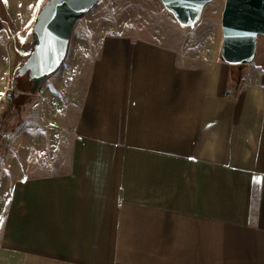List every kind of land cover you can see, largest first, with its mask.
Segmentation results:
<instances>
[{
    "label": "crops",
    "instance_id": "crops-1",
    "mask_svg": "<svg viewBox=\"0 0 264 264\" xmlns=\"http://www.w3.org/2000/svg\"><path fill=\"white\" fill-rule=\"evenodd\" d=\"M46 1L0 0V96ZM224 3L211 39L176 47L90 13L169 19L160 0H103L75 22L45 100L13 119L0 264H264V36L249 64L224 63ZM60 71L62 99L42 90Z\"/></svg>",
    "mask_w": 264,
    "mask_h": 264
},
{
    "label": "water",
    "instance_id": "water-1",
    "mask_svg": "<svg viewBox=\"0 0 264 264\" xmlns=\"http://www.w3.org/2000/svg\"><path fill=\"white\" fill-rule=\"evenodd\" d=\"M101 1L47 0L41 7L33 25L32 50L17 69L18 75H27L32 93L62 65L75 22ZM160 1L181 26L191 27L211 0ZM221 31V60L228 65L249 64L255 56L257 37L264 36V0H225Z\"/></svg>",
    "mask_w": 264,
    "mask_h": 264
},
{
    "label": "rangeland",
    "instance_id": "rangeland-1",
    "mask_svg": "<svg viewBox=\"0 0 264 264\" xmlns=\"http://www.w3.org/2000/svg\"><path fill=\"white\" fill-rule=\"evenodd\" d=\"M222 1L223 0H211L209 3L205 5L201 19L195 27V30H197V32L195 33H190L189 31H187L186 29H188L189 27L181 26L177 21L174 20V18L167 11L164 12H166V14L170 17L169 19L167 18L164 20L163 18L159 19L158 17H156L155 20H149V21L147 20L139 21L138 18H135V20H133V17L131 18L130 16H127L125 12L119 11L118 9L120 7H116L114 10L110 9L109 11H106L108 9L109 4L104 5L102 8L99 9H92L90 13L92 12L91 14H93L95 11L100 12L102 14L110 13L113 21L118 22L120 20H124L125 22H128L129 26L131 25V28L128 30V34L131 37L148 38V39L153 38L155 40H158L167 47H176L178 42L185 41L186 43H188L190 40L198 41L199 39H202V37H200V34L203 35L206 34L207 36L210 35V39H211V35L214 34L216 24L219 21V9L222 5ZM85 19H87V17H85ZM76 32L74 33L73 37L77 36ZM85 34L90 35V32ZM98 34L100 35V31H98ZM71 44H72L71 45L72 51H74V46H75L74 40ZM28 55L29 53L27 54L26 52H20L17 51L16 49L13 51V54L11 53L10 68L5 78L6 94L3 99V103L0 105V140H1L0 161L4 160V157L2 156L13 145L12 144V140L14 136L13 119L18 116H21L22 113L21 107L25 105L26 107H28L27 103L30 102V97L32 98L31 101H33L34 103H39L40 99L43 97L44 98L41 100H45L46 98V95L44 93L43 94L42 92L38 93L39 90L36 91L34 94L35 95L42 94V96H40L39 98L38 97L33 98L31 96L32 94L30 90L31 82H29L27 75H23V76L17 75L16 72L17 69L21 66L22 62L27 58ZM70 58L71 57H69L68 60L66 61L67 67H69L71 64ZM62 77L63 74L62 71H60L55 78L53 77H51L52 79L50 78L52 81L49 79L50 83H47L42 90H45V88L49 84L54 85V87L56 88L55 90L58 91L57 95L59 96L60 99H62L61 98L63 96L62 87H61ZM45 117H47V113H44V118ZM17 139L18 138L15 137V141H16L15 145H17V143L18 144L20 143V140ZM9 161H11V156Z\"/></svg>",
    "mask_w": 264,
    "mask_h": 264
},
{
    "label": "built area",
    "instance_id": "built-area-1",
    "mask_svg": "<svg viewBox=\"0 0 264 264\" xmlns=\"http://www.w3.org/2000/svg\"><path fill=\"white\" fill-rule=\"evenodd\" d=\"M247 88V83H246V78L244 77V76H241L240 78H239V84H238V88H237V92L238 93H240V92H242L243 90H245ZM4 93V94H3ZM2 94H1V96H0V105L2 104V102H3V99H4V97H5V94H6V91L5 92H3ZM41 99H43V98H41Z\"/></svg>",
    "mask_w": 264,
    "mask_h": 264
},
{
    "label": "trees",
    "instance_id": "trees-1",
    "mask_svg": "<svg viewBox=\"0 0 264 264\" xmlns=\"http://www.w3.org/2000/svg\"><path fill=\"white\" fill-rule=\"evenodd\" d=\"M33 44H34V41H33ZM33 44H32V46H33ZM231 66H232V65H231ZM233 66H235V65H233ZM16 72H17V71H16ZM17 75H18V74H17ZM30 88H31V87H30ZM34 93H35V92H34ZM34 93L31 92V94H34ZM11 133H12V132H11Z\"/></svg>",
    "mask_w": 264,
    "mask_h": 264
},
{
    "label": "bare ground",
    "instance_id": "bare-ground-1",
    "mask_svg": "<svg viewBox=\"0 0 264 264\" xmlns=\"http://www.w3.org/2000/svg\"><path fill=\"white\" fill-rule=\"evenodd\" d=\"M102 2H103V1H101L100 3H102ZM100 3H99V4H100Z\"/></svg>",
    "mask_w": 264,
    "mask_h": 264
}]
</instances>
